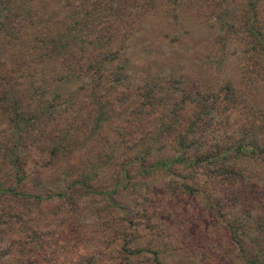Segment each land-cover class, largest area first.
I'll return each mask as SVG.
<instances>
[{
	"label": "trees",
	"instance_id": "16d2710c",
	"mask_svg": "<svg viewBox=\"0 0 264 264\" xmlns=\"http://www.w3.org/2000/svg\"><path fill=\"white\" fill-rule=\"evenodd\" d=\"M156 1L51 0L50 7L39 9L33 5L32 0H0V38L4 40L3 46L14 47L7 57L0 51V163H4L8 169L7 173L0 171V197L11 198L22 206H27L30 200L39 202L61 199L76 209L86 198L100 195L116 206L113 198H118L116 184L119 175L121 173V176L127 177L133 166L145 175L162 169L172 174L175 169L172 164L189 166L192 171L203 166L210 172L206 183L218 180L227 182L223 184L229 188L230 210L237 215L245 216L247 213L257 217L253 223L256 231L252 233L250 241L243 239L245 234L240 229L250 228V224L243 222L244 217L238 216L239 218L230 220L227 227L233 232L232 237L241 248L247 243L250 245L245 247L249 249L246 252L238 250L240 256H245L246 264H264V204L259 211L252 209V192L255 189L247 180L259 172V169L255 171L248 168L251 162L256 164L261 161L264 164V136H259L260 133L255 131V134L248 136V133H243L233 140L232 133L224 138L227 143L214 140L207 143V138L204 137L208 128L216 123L214 113L217 111L219 93L222 94L220 100L228 102L225 108L217 111L218 115L237 103L232 81H223L215 93L205 90L199 96L193 91H187L190 87L189 79L184 75L176 78L173 73H168L163 77H145L142 79L143 83H139L125 72L127 66L124 62L117 66L118 71L113 73V77H109L113 71L108 67L118 58V49L111 48L112 42L119 38L122 48L129 47L134 34V25L130 26L133 19L141 10L146 9L144 5L154 6ZM182 1L171 0L179 6L185 2ZM228 1L210 0L215 14L223 12L226 16L229 15L228 23L220 21L219 30L224 31L221 35L222 45H225L231 35L240 36L234 28L235 20H230L239 14V30L245 36L246 48L256 50V57H259L260 49L264 48V13H256L258 0H240V10L226 8ZM137 7L138 10L132 12ZM210 16L211 14L204 17V21L213 22L214 19ZM127 18L131 21L129 26L125 23ZM209 27L212 28V24ZM23 35L28 37V43L21 40ZM32 52L42 62L49 64L48 76L42 75V71L37 78L33 77L35 71L30 75L27 73L25 62L35 59L29 56ZM57 65L61 68H57ZM253 69L259 74V69ZM28 75L33 78L28 80ZM102 78H110L108 90L111 92L119 91V86L124 87L117 102L139 98L137 114L135 115V111L129 115L125 123L117 127L119 131H116L120 132V136L125 133L132 136L139 134L136 141L141 144L142 149L132 152L131 148L135 145V141L130 143L132 136L129 139L119 137L112 143L109 138L101 137V140L92 141L84 149L77 162H71L68 156L66 160H62L63 156L72 153L74 149L69 145L72 136L85 134L91 129L92 102L82 100L80 96L83 92L94 94L95 89L106 86ZM35 79L39 82L36 80V83ZM104 94L106 93L98 94L97 97L106 100ZM187 99L194 102L192 109L190 108L194 115L185 119L189 125L184 130L179 126L182 125V110ZM156 112L158 115L154 117ZM151 115L153 120L150 123L142 118ZM129 126L133 128L132 133L120 131ZM198 131L201 134L196 136ZM30 144L53 158L51 165H44L38 173L36 183L39 193L29 192L24 183L26 161L22 150L31 147ZM166 144L170 147L167 155H155ZM108 167L118 168L111 189L95 185L96 181L101 180L99 171L104 173ZM191 186V192L194 189L208 197L207 186ZM185 188L189 190L190 185H185ZM185 188L181 187L180 192H184ZM246 188L252 198L244 195L243 190ZM38 210L42 211L40 206ZM49 230L47 221H33L31 226L22 229V235L18 233L16 236L20 246L18 250L23 254L21 250L25 247V237L28 234L31 240L38 241L41 245L39 237ZM8 246L11 247V244ZM7 249H0V264H29V258L19 262L14 256L13 259H5L4 254L9 252ZM31 251L32 248L29 249Z\"/></svg>",
	"mask_w": 264,
	"mask_h": 264
},
{
	"label": "rangeland",
	"instance_id": "374dc122",
	"mask_svg": "<svg viewBox=\"0 0 264 264\" xmlns=\"http://www.w3.org/2000/svg\"><path fill=\"white\" fill-rule=\"evenodd\" d=\"M183 1L182 6H179L171 0H157L154 6L144 5L146 9L141 10L133 19V24L130 25L129 18L125 19L126 26L134 25V34L129 47L122 48L119 38L112 42L111 48L118 49V58L108 67L113 71L109 77L112 78L113 73L118 71L117 66L124 62L127 66L125 72L139 83H143L142 79L145 77H163L168 73H173L176 78L184 75L189 79L190 87L187 91H193L199 96L205 90L215 93L223 81L230 80L235 87L237 103L224 113L218 112V115L217 111L225 108L228 102L220 100L222 94L219 93L217 111L214 113L216 123L208 128L204 136L207 143L213 140L227 143L224 138L232 133L233 140L243 133H248L249 136L255 131L260 133L259 136H264V48L260 49L259 57H256V50L246 48L245 36L239 30V14L230 20H235L234 28L240 36L231 35L225 45H222L221 35L224 31L219 30L220 21L228 23L229 15L226 16L223 12L215 14L210 0ZM239 2L240 0H229L223 6L240 10ZM32 3L39 9L52 4L51 0H32ZM256 5V13H264V0H258ZM138 8H134L132 12ZM210 14L214 21H204L203 18ZM211 24L212 28L209 27ZM21 40L29 42L26 35ZM3 42V38H0V51L7 57L14 47L3 46ZM29 56L35 59L25 62L27 73L30 75L35 71L33 77L37 78L42 71V75L48 76L49 64L42 62L34 52ZM253 68L259 69V74ZM29 75L28 80L33 78ZM110 78H102L107 87L95 89L94 94L83 92L80 96L82 100L92 102V126L85 134L72 136L69 145L74 149L72 153L63 156L62 160H66L68 156V160L77 162L84 149L92 141L101 140V137L109 138L112 143L119 137L129 139L132 136L125 133H132L131 126L120 130L125 133L123 136L116 130L136 111L140 100L134 97L122 103L117 102L124 87L119 86L120 90L117 92L109 91ZM113 84L114 82L111 86ZM69 85L74 87L70 82ZM103 92L106 93V100L97 97ZM193 105L194 102L187 99L182 110V125L179 127L184 130L189 125L185 119H190L189 115L194 113L191 111ZM157 115L158 112L153 114L154 117ZM142 118L145 122L147 120L146 123L153 120L152 115ZM200 134L201 131H198L196 136ZM138 136L139 134H135L131 138L130 143L135 141L134 147L131 146L132 152L142 149L141 144L136 141ZM30 145L31 147L22 150L26 161L24 183L29 192L39 193L36 183L38 173L44 165H51L53 158L47 152ZM169 149L166 144L155 155L164 157ZM172 165L175 168L172 174L162 169L145 175L135 166L131 167L127 177L120 173L116 184L118 198H113L116 206L100 195L86 198L76 209L61 199L39 202L30 200L27 206H22L11 198L0 197V249L11 248L4 254L5 259L15 257L19 262L29 258V264H246L245 256H240L238 250L246 252L250 245L247 243V248H241L233 239V232L227 227L230 220L242 216L230 210L229 188L223 184L227 182L218 180L206 183L210 172L203 166L192 171L189 166ZM6 167L4 163H0L1 173L8 172ZM248 168L255 171L259 169L254 177L247 179L255 189L252 192V209L259 211L264 204V164L261 161L256 164L251 162ZM117 169L108 167L104 173L99 171L101 180L96 181L95 185L111 189L116 180ZM185 185H190V189L187 190ZM191 185L207 186L208 197L194 189L191 192ZM181 187L185 188L184 192H180ZM243 191L245 196L252 198L247 188ZM258 204L261 205L258 207ZM39 206L42 211L38 210ZM236 210L238 211L237 207ZM242 217L244 223L250 224L249 229L240 228L247 235L243 239L250 241L252 233L256 231L253 223L257 217L247 213ZM33 221H47L50 230L39 237L41 245L38 241L31 240L29 234L23 236L27 240L21 254L16 236L18 233L22 235V229L31 226ZM55 237L57 240H54ZM236 240L239 241L237 238ZM31 248L32 251L29 252Z\"/></svg>",
	"mask_w": 264,
	"mask_h": 264
}]
</instances>
